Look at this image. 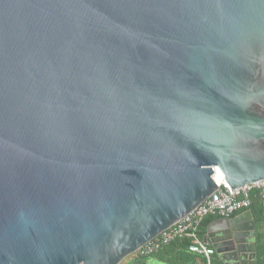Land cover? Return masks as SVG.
<instances>
[{
	"label": "water",
	"instance_id": "water-1",
	"mask_svg": "<svg viewBox=\"0 0 264 264\" xmlns=\"http://www.w3.org/2000/svg\"><path fill=\"white\" fill-rule=\"evenodd\" d=\"M214 169L264 180V0H0V264H155Z\"/></svg>",
	"mask_w": 264,
	"mask_h": 264
},
{
	"label": "built area",
	"instance_id": "built-area-1",
	"mask_svg": "<svg viewBox=\"0 0 264 264\" xmlns=\"http://www.w3.org/2000/svg\"><path fill=\"white\" fill-rule=\"evenodd\" d=\"M213 179L218 189L205 202L164 233L138 249L135 255L138 257L152 256L176 239L189 238L193 240L189 251L203 257L206 260L205 264H212L211 259L215 251L197 236L203 221L208 217L230 219L241 212L249 211L254 199L258 200L264 209V180L232 189L224 174L217 169H214Z\"/></svg>",
	"mask_w": 264,
	"mask_h": 264
},
{
	"label": "crops",
	"instance_id": "crops-1",
	"mask_svg": "<svg viewBox=\"0 0 264 264\" xmlns=\"http://www.w3.org/2000/svg\"><path fill=\"white\" fill-rule=\"evenodd\" d=\"M253 206V205H252ZM261 207L260 202L257 200L256 208ZM262 208V207H261ZM263 209V208H262ZM264 210V209H263ZM252 212V223H249V230L245 233L248 239V244H244L245 247L253 249L255 246V253L252 251H247L245 253L246 259L245 264H264V258H259V249H258V239L259 236H264V217H257L255 213ZM241 212L233 217L230 220H235L241 218L245 213ZM209 221L207 223H202L198 232V238L207 243L208 246L215 251L212 256V264H222L217 250L214 245L209 241L210 236H216L220 230L221 226L218 225L217 221L225 220L222 217H208ZM207 239V242H205ZM193 244V240L189 238L176 239L172 243L163 247L160 251L153 254L151 257L156 259L155 264H205L206 260L194 253L189 251V247ZM129 261L126 260L123 264H127Z\"/></svg>",
	"mask_w": 264,
	"mask_h": 264
},
{
	"label": "trees",
	"instance_id": "trees-1",
	"mask_svg": "<svg viewBox=\"0 0 264 264\" xmlns=\"http://www.w3.org/2000/svg\"><path fill=\"white\" fill-rule=\"evenodd\" d=\"M256 204H257V200L254 199L253 200V206L251 208V210L255 213V215L257 217H264V210L259 207V208H256ZM209 221V219H205L203 221V223H207ZM258 249H259V258H264V236H259V239H258Z\"/></svg>",
	"mask_w": 264,
	"mask_h": 264
}]
</instances>
